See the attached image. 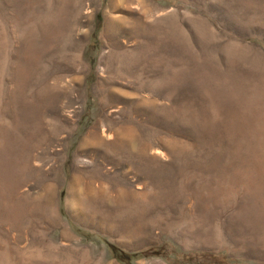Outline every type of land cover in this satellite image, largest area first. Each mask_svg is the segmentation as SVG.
Wrapping results in <instances>:
<instances>
[{
  "label": "rangeland",
  "instance_id": "1",
  "mask_svg": "<svg viewBox=\"0 0 264 264\" xmlns=\"http://www.w3.org/2000/svg\"><path fill=\"white\" fill-rule=\"evenodd\" d=\"M2 182L0 264H264V0H0Z\"/></svg>",
  "mask_w": 264,
  "mask_h": 264
},
{
  "label": "bare ground",
  "instance_id": "2",
  "mask_svg": "<svg viewBox=\"0 0 264 264\" xmlns=\"http://www.w3.org/2000/svg\"><path fill=\"white\" fill-rule=\"evenodd\" d=\"M100 80V79H99ZM103 86V85H102ZM106 109V108H105ZM130 123V122H129ZM128 123V124H129ZM132 123V122H131ZM98 126H96V128H97ZM103 128V127H102ZM100 130L101 131H98V132H95V131H90V133L88 134V136L87 137H90L89 139V141H90V144H91V141H96V143H103V144H105V145H107V146H109V147H111V148H113V150L114 151H121V149H122V146L125 144V143H127V142H131V141H134V139H135V134H134V130H133V127L131 126V125H124L121 129H119V130H114V132L112 133V138L108 141V142H106V143H104L103 142V138L105 137H101V133L103 132V130L100 128ZM105 130V129H104ZM106 131V130H105ZM101 132V133H100ZM106 133V132H105ZM103 135V134H102ZM107 135V134H106ZM110 136V135H109ZM137 138H136V140L138 139V138H140L139 137V135L137 134ZM141 136V135H140ZM111 137V136H110ZM102 138V139H101ZM107 138H108V135H107ZM87 140H88V138H86ZM84 140V139H83ZM86 140V141H87ZM139 141H136V143L137 142H139L140 143V139H138ZM84 142V144H86L87 142ZM106 141V140H105ZM143 141V140H142ZM135 142V141H134ZM93 143V142H92ZM136 143H134L135 145H136ZM142 144H143V142H141ZM89 144V145H90ZM92 145V144H91ZM95 145V144H94ZM93 145V146H94ZM100 145V144H99ZM128 145V144H127ZM140 145V144H139ZM139 145H137V149H138V146ZM144 145V144H143ZM82 146H83V144H82ZM92 146V147H93ZM96 146V145H95ZM101 146H103V145H101ZM146 146V145H145ZM80 147H81V145H80ZM79 147V148H80ZM85 147V146H84ZM89 147V146H88ZM140 147H142L141 145H140ZM82 148V147H81ZM87 148V147H86ZM103 148H104V146H103ZM85 149V148H84ZM98 149V148H97ZM123 150H125V149H123ZM102 151V150H101ZM106 151V150H105ZM137 152H135V153H137V156H136V158H135V161L134 162H137L136 164L137 165H140V164H142L143 163V161H144V157H143V155H142V151H144V150H142V149H138V150H136ZM108 152H109V150H108ZM124 152H126V151H124ZM133 152H134V150H133ZM145 152V151H144ZM143 152V153H144ZM91 153V152H90ZM98 153V152H97ZM121 153V152H120ZM123 153V152H122ZM125 154V153H124ZM99 155V154H98ZM145 155H147V152H146V154ZM130 156V155H129ZM134 156V155H133ZM127 157V156H126ZM131 157V156H130ZM135 157V156H134ZM146 157V156H145ZM125 158V157H124ZM132 158V157H131ZM117 159V158H116ZM127 160V159H126ZM117 163V162H116ZM148 163H149V159H148ZM116 165V164H115ZM135 165V164H134ZM151 165V164H150ZM135 167V166H134ZM138 167V166H137ZM140 169H138V172H140V173H142L141 175H143V172H142V166L140 165ZM127 168H129V166L127 167ZM149 168V167H148ZM130 169V168H129ZM145 169V168H144ZM128 170V169H127ZM135 171V170H134ZM145 171V170H144ZM148 171V170H147ZM128 172V171H127ZM136 172V171H135ZM137 173V172H136ZM114 174H116V173H114ZM129 175V174H128ZM119 177H120V175H119ZM147 178H148V176H147ZM77 179V178H76ZM76 179H75V177H73L72 178V182L74 183V182H76ZM125 180H127V179H125ZM139 180V179H138ZM141 180V179H140ZM2 181V180H1ZM110 181V180H109ZM108 181V182H109ZM90 182H91V180H90ZM127 182V181H126ZM83 183V182H82ZM81 183V184H82ZM100 183H102V182H99V184ZM128 183V182H127ZM138 183V182H137ZM143 183H145V182H143ZM80 184V183H79ZM80 184V185H81ZM94 184H95V181H94ZM94 184H91V183H89V181H87L86 183H84V184H82V194H80V195H82V196H80V195H78V197L76 198V204H79V205H83L84 206V204L87 202H92V205H93V202H95V198L96 197H99V196H104V198H105V196H109V193L106 191V187H104V186H102V190L103 189H105V191L103 190H101L100 189V187H95L94 186ZM99 184H97V185H99ZM100 185H103V183L102 184H100ZM125 185V184H124ZM117 186V185H116ZM81 187V186H80ZM76 188V187H75ZM80 189V190H81ZM121 189V190H120ZM120 189L119 190H117V191H115V193H113V195L111 196V194H110V196L109 197H111L112 199H113V201H114V205L112 206V207H110L107 211H105L104 213H103V217L105 218V220H107V221H109L110 222V224L112 225V227L115 229V230H117V231H123V232H126V231H128V230H130L131 228H133V227H139V228H141V227H143L144 226V223L142 222V218H143V216H144V214H143V212H142V209L141 208H139V207H137V208H135V209H132L133 211H131L130 209V207H129V204L131 203V200L132 201H134L135 199H134V197H133V199H131V189H129V191L130 192H128V191H126V190H123V188H121L120 187ZM137 189H140L139 188V186H138V188ZM110 190V189H109ZM114 190V189H113ZM127 190H128V188H127ZM144 190V189H143ZM9 191H10V183H7V182H2V186L0 187V216L1 215H3V216H5V215H9L10 213H14V212H16V213H18V211H19V206L17 205V204H15V203H11V201L8 199V194H9ZM79 191V190H78ZM139 192V191H138ZM78 193V192H77ZM136 193V192H135ZM10 194H11V192H10ZM138 194V193H137ZM140 194V193H139ZM77 196V195H76ZM136 196H138V195H136ZM108 197V198H109ZM110 198V200H112ZM136 198V197H135ZM137 198H139V196L137 197ZM143 198V197H142ZM131 199V200H130ZM98 200H101V202H102V198L101 199H98ZM106 200V199H105ZM84 201H85V203H84ZM140 201V200H139ZM13 202V201H12ZM100 202V203H101ZM135 202L137 203V201L135 200ZM135 202H134V207H135ZM17 203H18V201H17ZM111 203V202H110ZM145 203V202H144ZM103 204V203H102ZM101 204V205H102ZM98 205H100V204H98ZM100 205V206H101ZM103 205H105V203L103 204ZM111 205H112V203H111ZM78 206V205H77ZM100 206H99V208H100ZM110 206V205H109ZM142 206V205H141ZM89 207V206H88ZM97 208V207H96ZM104 208V207H103ZM146 207H144V209H145ZM101 210H102V208H101ZM103 211V210H102ZM131 213V214H130ZM13 215V214H12ZM11 216V215H10ZM134 217H137V219H139V221H137V222H135V223H133L132 222V220L131 219H133ZM5 218H6V216H5ZM9 218V217H8ZM7 218V219H8ZM6 219V220H7Z\"/></svg>",
  "mask_w": 264,
  "mask_h": 264
},
{
  "label": "trees",
  "instance_id": "3",
  "mask_svg": "<svg viewBox=\"0 0 264 264\" xmlns=\"http://www.w3.org/2000/svg\"><path fill=\"white\" fill-rule=\"evenodd\" d=\"M125 256H127L125 253H124Z\"/></svg>",
  "mask_w": 264,
  "mask_h": 264
}]
</instances>
